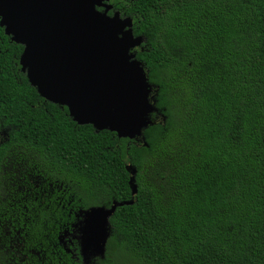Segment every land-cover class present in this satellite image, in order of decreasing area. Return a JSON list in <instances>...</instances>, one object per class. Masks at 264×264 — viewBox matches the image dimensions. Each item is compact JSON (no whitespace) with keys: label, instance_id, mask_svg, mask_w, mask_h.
Wrapping results in <instances>:
<instances>
[{"label":"trees","instance_id":"1","mask_svg":"<svg viewBox=\"0 0 264 264\" xmlns=\"http://www.w3.org/2000/svg\"><path fill=\"white\" fill-rule=\"evenodd\" d=\"M110 4L143 40L136 59L165 121L143 130L147 146L77 125L14 66L21 46L0 42V221L15 230L27 216L20 245L0 231L11 245L0 264H85L83 211L130 200L109 218L103 257L89 264H264V0ZM6 155L23 168L25 189L31 172L63 200L5 191Z\"/></svg>","mask_w":264,"mask_h":264},{"label":"water","instance_id":"2","mask_svg":"<svg viewBox=\"0 0 264 264\" xmlns=\"http://www.w3.org/2000/svg\"><path fill=\"white\" fill-rule=\"evenodd\" d=\"M109 1L0 0V28L23 46L19 65L40 98L66 108L77 125L147 146L142 133L153 124L149 114L159 113L162 122L165 116L155 106L157 88L136 59L134 49L143 40L133 36L130 18L107 14ZM126 169L134 197L135 169ZM132 204L113 202L83 211L78 231L85 264L103 257L116 208Z\"/></svg>","mask_w":264,"mask_h":264},{"label":"flooded vegetation","instance_id":"3","mask_svg":"<svg viewBox=\"0 0 264 264\" xmlns=\"http://www.w3.org/2000/svg\"><path fill=\"white\" fill-rule=\"evenodd\" d=\"M110 1L108 2L109 5H111L110 4ZM98 10L99 11H102L103 9L102 8H98ZM113 13L114 12L112 11V8L107 12L108 15H112ZM0 30H2L3 35L6 36L4 34L3 28H0ZM6 37H7V43H4V42L0 41L2 44H4L6 51H8V49H10L11 51L16 50L13 44L21 46L20 44H16L13 41H11V39H10L9 36H6ZM22 51H23V46H21V52L18 55V57L12 56V59L13 60H16V62L14 63V66L19 67V72H21L23 75H25L21 71V67L19 65V57H20ZM152 94H153V92H152ZM59 108L61 110L63 109L61 107H59ZM67 115H68V112H67ZM0 125H1V123H0ZM5 139H6L5 130L4 129L3 130L0 129V144L3 141H5ZM6 160L8 161L9 167H8L7 171H4L3 172V174L1 172V174H2V179H1L2 182L1 183L4 186V190L5 191L8 190V186L10 188H13V187L16 186V188L18 190L22 189V190H24L23 192L26 195L29 194V191H33V192H35V193H32V194H34V201L41 202V204H44L45 200H48L49 201V204H54L55 203V199L54 198H58V199H60V201L63 200L64 196L62 195V193H55L54 190H53V188H52V184L51 183L46 184L45 181H41V177L40 176H34V175H32L31 172H28L27 173V178L30 180V183H31V187L32 188L31 189H25V188H28V187L25 185V182L23 181L24 180V177H23V173L24 172H21V170L23 168L20 165L18 167H14L12 165L13 158H11L8 155H6L4 157V161H6ZM3 164H4V162H3ZM1 169H2V167H1ZM33 170H34V173L35 172L36 173L38 172L37 167L32 168V171ZM23 182H24V185L22 184ZM10 196H12V194H10ZM18 217H20L21 223L18 224V227L15 230H13V229L9 230L8 227L12 228L10 226L11 223L8 224V225H2L1 224V221H0V227H2V228H0V231L2 232L1 235L5 236V237H9L11 239V240H9V242L11 243V245H17V244H19V241H20V233H21V229L20 228L25 226V220L27 219L26 214L19 215ZM53 220H54L53 213H50V215H49V221L52 222ZM9 221H11V217H9ZM53 228H54L53 223H49V229H50V231L52 233H53ZM9 242H7L6 244H3V243H1V240H0V249L7 248V247L8 248L11 247V245L9 244Z\"/></svg>","mask_w":264,"mask_h":264},{"label":"rangeland","instance_id":"4","mask_svg":"<svg viewBox=\"0 0 264 264\" xmlns=\"http://www.w3.org/2000/svg\"><path fill=\"white\" fill-rule=\"evenodd\" d=\"M137 49L138 48L134 49V51L136 52ZM151 95H152V93L149 95V97ZM148 118L150 121H154V120L158 121L159 119L161 120L159 113H151V114H149ZM8 167H9V164H8V161L6 160V161H4V164L2 166V174L4 171H7ZM1 182H2V180H1ZM2 255H3V253L0 252V256H2Z\"/></svg>","mask_w":264,"mask_h":264}]
</instances>
